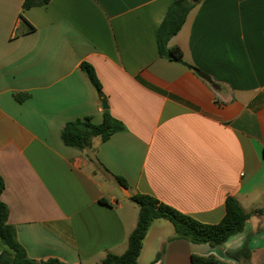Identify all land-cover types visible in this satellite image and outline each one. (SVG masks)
Returning <instances> with one entry per match:
<instances>
[{
    "label": "crops",
    "instance_id": "crops-1",
    "mask_svg": "<svg viewBox=\"0 0 264 264\" xmlns=\"http://www.w3.org/2000/svg\"><path fill=\"white\" fill-rule=\"evenodd\" d=\"M173 1L50 0L23 10V0H0L1 199L28 259L100 264L123 253L138 209L118 198V179L126 200L149 195L209 225L227 197L245 213L264 208V0L195 3L167 43L183 62L158 50ZM103 101L125 129L93 138L89 150L65 146L64 124H100ZM245 245L248 257L230 256ZM191 255L264 264V214L220 247L176 238L156 219L137 264H192Z\"/></svg>",
    "mask_w": 264,
    "mask_h": 264
},
{
    "label": "trees",
    "instance_id": "trees-1",
    "mask_svg": "<svg viewBox=\"0 0 264 264\" xmlns=\"http://www.w3.org/2000/svg\"><path fill=\"white\" fill-rule=\"evenodd\" d=\"M49 1L23 0L22 9L44 6ZM193 6L194 3L191 0H174L168 8L158 31V50L162 57L183 62L181 50L176 46L168 47L167 43L178 33ZM20 18L25 22L22 17ZM30 29L33 30L31 27ZM80 68L96 92L102 95L101 84L94 68L86 62L81 63ZM16 98L18 99L17 96ZM124 129V124L114 118L106 109L103 111V119L100 124L92 123L90 117L69 121L64 124L60 137L65 146L85 151L91 148L93 138L98 137L103 142L113 133ZM118 181L126 187L123 179H118ZM3 190L4 182L0 176V240L7 248L0 253V264H65L56 258L36 262L26 257L24 249L17 241L15 228L8 223L9 210L1 199ZM129 199L137 205L138 215L135 227L127 237L126 249L121 254H106L100 264H137L141 243L152 222L156 219L169 221L175 230L176 238L187 240L193 244H209L212 247H220L229 237L243 231L251 216L264 214V208L245 213L233 197H227L224 216L217 224L209 225L184 215L149 195L135 194ZM249 255L250 251L247 245L235 253H230L234 259ZM191 263L228 264L213 256L195 255H191Z\"/></svg>",
    "mask_w": 264,
    "mask_h": 264
},
{
    "label": "water",
    "instance_id": "water-1",
    "mask_svg": "<svg viewBox=\"0 0 264 264\" xmlns=\"http://www.w3.org/2000/svg\"><path fill=\"white\" fill-rule=\"evenodd\" d=\"M199 1H200V0H191V2L194 3V4L197 3V2H199ZM197 73H198V75H199L200 77H202V78L205 79L206 81L212 83V81H211V79H210V77H209L208 75H206L205 73H202V72H197ZM212 85H213V87L216 86V85H214L213 83H212ZM102 105H103V108H104V109H107V103H106L105 101H103ZM120 189H121V192L123 193V195H125L126 197L129 196V194H128V192H127V189H126L125 187L122 186Z\"/></svg>",
    "mask_w": 264,
    "mask_h": 264
},
{
    "label": "rangeland",
    "instance_id": "rangeland-1",
    "mask_svg": "<svg viewBox=\"0 0 264 264\" xmlns=\"http://www.w3.org/2000/svg\"><path fill=\"white\" fill-rule=\"evenodd\" d=\"M116 194H117V196H118V198L120 199V200H122V201H126L125 203H127V204H130V205H133L134 207H136L137 208V205L134 203V202H130V200H126L125 199V197L123 196V194L120 192V191H116ZM138 209V208H137Z\"/></svg>",
    "mask_w": 264,
    "mask_h": 264
}]
</instances>
